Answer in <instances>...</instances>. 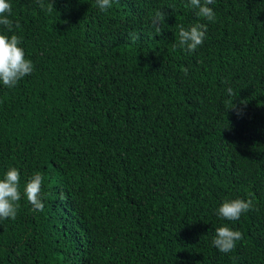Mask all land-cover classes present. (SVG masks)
Here are the masks:
<instances>
[{"label": "trees", "instance_id": "obj_1", "mask_svg": "<svg viewBox=\"0 0 264 264\" xmlns=\"http://www.w3.org/2000/svg\"><path fill=\"white\" fill-rule=\"evenodd\" d=\"M9 2L33 71L0 83V179L16 167L21 191L0 264H264V0H214L213 21L190 0ZM196 23L202 45L174 49ZM36 172L43 211L23 194ZM236 198L252 210L220 217Z\"/></svg>", "mask_w": 264, "mask_h": 264}, {"label": "clouds", "instance_id": "obj_2", "mask_svg": "<svg viewBox=\"0 0 264 264\" xmlns=\"http://www.w3.org/2000/svg\"><path fill=\"white\" fill-rule=\"evenodd\" d=\"M40 3V0H37ZM54 0H50L48 10L52 11ZM113 0H97V6L101 11H107L112 7ZM214 0H190V7L197 9V15L208 21L215 19V13L211 7ZM41 7L44 5L41 3ZM12 12V5L9 0H0V26H3L7 33L11 35L0 34V83L5 87H14L21 79L29 75L33 71V63L25 58V52L20 47L21 39L18 37L14 29L19 25L13 23L9 16ZM166 15L162 11L155 12L152 23L156 35H161L160 24L165 22ZM179 39L173 44V48H181L189 53L195 51L202 45L207 32V26L204 23H196L185 29L183 25H179ZM131 38L136 40L138 34L132 33ZM185 74L188 70L182 69ZM229 94L232 89H228ZM243 104V103H242ZM233 107H235L233 105ZM44 177L36 172L28 178L24 185V196L35 210L43 211L44 204L42 202V184ZM252 194L249 193V197ZM21 200L20 191V173L16 167H9L2 179H0V219H15L19 207L18 202ZM253 199H230L225 200L218 208L217 214L228 220H239L241 215L252 210ZM242 239V233L233 230L228 226H222L215 229V237L212 241L213 245L222 253L232 251L236 246V241Z\"/></svg>", "mask_w": 264, "mask_h": 264}]
</instances>
